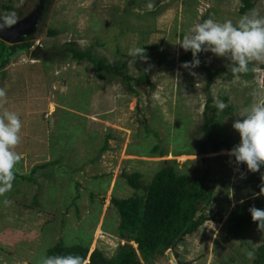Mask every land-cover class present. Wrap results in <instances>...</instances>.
<instances>
[{
	"label": "rangeland",
	"instance_id": "1",
	"mask_svg": "<svg viewBox=\"0 0 264 264\" xmlns=\"http://www.w3.org/2000/svg\"><path fill=\"white\" fill-rule=\"evenodd\" d=\"M148 2L49 0L27 38L29 46L0 68L5 107L17 112L23 125L16 149L23 158L12 190L0 197V264H38L57 239L88 252L96 248L106 258L119 244L135 248L117 235L110 200L142 192L122 174L137 173L142 186L168 162L181 173L204 170L211 194L207 204H197L202 219L196 227L162 255L154 254L152 264H249L245 251L264 241L257 224L229 235L227 222L231 208L256 195L248 194L243 181L246 164L237 166L227 151L240 142L232 127L240 111L253 99H264V94L251 95L264 88V64H251L239 78L219 73L208 80L200 66L185 68L177 61L186 51L175 44L208 18L236 23L254 9L264 16V0H251L243 13L238 12L241 0H151L153 11ZM37 4L0 0V14L6 6L19 20ZM66 46L125 62L131 77L158 58L172 66L155 70L147 82H130L127 89L110 74L98 79L88 62L76 63L64 52ZM133 47H144L148 60L133 62L128 55ZM198 59L211 70L229 62L210 51ZM208 98L211 106L218 98L227 107L206 109ZM205 116H211L206 129L219 143L200 153ZM5 198L11 206H4Z\"/></svg>",
	"mask_w": 264,
	"mask_h": 264
},
{
	"label": "trees",
	"instance_id": "2",
	"mask_svg": "<svg viewBox=\"0 0 264 264\" xmlns=\"http://www.w3.org/2000/svg\"><path fill=\"white\" fill-rule=\"evenodd\" d=\"M48 3L49 0H46L45 5ZM251 6V0H241L238 12L243 13ZM7 9L8 7L4 6L3 13ZM27 38L17 44H1L0 68L16 51L29 46ZM64 50L76 63L88 62L98 79L103 80L106 74H110L113 77H118L127 89L130 88V82H147L155 70L172 66V62H164L158 58L152 68L136 77H131L124 72L125 62L108 61L93 55L89 50L82 51L68 46ZM192 60L191 51H186L177 58L179 62H191ZM228 63L226 62L213 70L207 68L202 62L199 66L205 71L207 79L210 80L219 73L232 75L226 67ZM246 74H241V76ZM204 108L216 109L209 105V98L206 100ZM206 119L211 120V116H207V118L205 116V121L201 124V129L206 132V138L199 145L200 153L206 152V146L214 149L216 145L213 144L219 143V139L213 138V134L206 129ZM261 173H264V166H261L259 172H250L247 168L245 169L243 181L248 184L249 195L259 193V186L264 183L261 180ZM122 176L133 190L141 188L142 191L141 194H131L127 197L111 198L110 200L118 216L117 235L135 243V248L127 243L119 244L115 254L106 258L96 248L88 252L86 246L64 245L60 239H57L46 248L44 256L71 253L84 257L88 264H152L154 254L162 255L165 249L173 246L182 235L196 227L202 219L197 216V204H207L210 200L211 187L208 185L206 173L202 169L196 170L192 174L181 173L168 162L161 165L149 181L142 186L137 182L139 177L137 173L122 174ZM253 205L264 209V195H255L230 209L227 217L229 235H239L249 225L257 224L252 221L248 211L249 207ZM254 253L255 258L249 264H264V241L255 248Z\"/></svg>",
	"mask_w": 264,
	"mask_h": 264
},
{
	"label": "clouds",
	"instance_id": "3",
	"mask_svg": "<svg viewBox=\"0 0 264 264\" xmlns=\"http://www.w3.org/2000/svg\"><path fill=\"white\" fill-rule=\"evenodd\" d=\"M148 11H153L154 3L149 0L146 4ZM18 23L15 12L0 14V30L11 28ZM185 51H191L193 60L184 62L185 68L199 66L200 52L210 51L215 56L226 58L228 71L236 78L250 71V64H264V16L255 9L249 14L239 18L236 23L232 20L216 21L212 18L195 23L185 33L182 39L175 42ZM128 55L139 57L147 61L144 47H133L128 50ZM255 69H253L254 71ZM195 75V73H193ZM264 94V88L254 90L251 95L255 98ZM7 93L0 88V197L13 188L15 169L22 160V153L16 151L21 143L22 121L15 111L8 110ZM214 107L223 111L227 105L214 99ZM233 121L232 127L239 133L240 142L227 151L229 157L235 158L236 165L246 164L248 171L259 172L264 166V99L253 101L244 107ZM264 182V173H261ZM257 196L264 195V183L260 186ZM12 201L5 198V207L11 206ZM243 203V201H241ZM248 211L253 222L257 223L259 230L264 231V209L250 206ZM249 260L255 258L254 251H245ZM38 264H88L86 259L74 254H54L41 257Z\"/></svg>",
	"mask_w": 264,
	"mask_h": 264
},
{
	"label": "water",
	"instance_id": "4",
	"mask_svg": "<svg viewBox=\"0 0 264 264\" xmlns=\"http://www.w3.org/2000/svg\"><path fill=\"white\" fill-rule=\"evenodd\" d=\"M46 0H38L35 8L26 16L18 20V23L11 28L0 30V40L8 45L21 43L25 38L29 37L36 29V25L40 20ZM41 56L43 55H35ZM201 163V159L198 160ZM198 168H200L198 166Z\"/></svg>",
	"mask_w": 264,
	"mask_h": 264
},
{
	"label": "flooded vegetation",
	"instance_id": "5",
	"mask_svg": "<svg viewBox=\"0 0 264 264\" xmlns=\"http://www.w3.org/2000/svg\"><path fill=\"white\" fill-rule=\"evenodd\" d=\"M35 52V51H34ZM36 53V52H35Z\"/></svg>",
	"mask_w": 264,
	"mask_h": 264
}]
</instances>
